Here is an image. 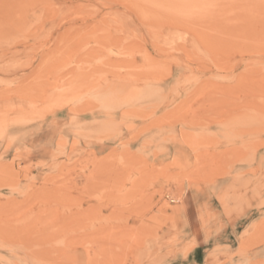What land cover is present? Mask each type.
<instances>
[{"label": "rangeland", "instance_id": "1", "mask_svg": "<svg viewBox=\"0 0 264 264\" xmlns=\"http://www.w3.org/2000/svg\"><path fill=\"white\" fill-rule=\"evenodd\" d=\"M0 264H264V0H0Z\"/></svg>", "mask_w": 264, "mask_h": 264}, {"label": "crops", "instance_id": "2", "mask_svg": "<svg viewBox=\"0 0 264 264\" xmlns=\"http://www.w3.org/2000/svg\"><path fill=\"white\" fill-rule=\"evenodd\" d=\"M194 259H195V256H194Z\"/></svg>", "mask_w": 264, "mask_h": 264}]
</instances>
